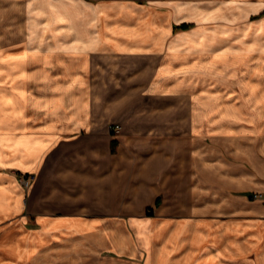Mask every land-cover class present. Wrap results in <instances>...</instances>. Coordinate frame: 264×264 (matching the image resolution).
Segmentation results:
<instances>
[{
	"label": "crops",
	"instance_id": "1",
	"mask_svg": "<svg viewBox=\"0 0 264 264\" xmlns=\"http://www.w3.org/2000/svg\"><path fill=\"white\" fill-rule=\"evenodd\" d=\"M22 1L25 37L0 54L21 61L0 88L22 92L0 148L24 141L0 158V264L8 247L25 264L38 248L42 264H264V134L199 83L240 42L239 0Z\"/></svg>",
	"mask_w": 264,
	"mask_h": 264
},
{
	"label": "rangeland",
	"instance_id": "2",
	"mask_svg": "<svg viewBox=\"0 0 264 264\" xmlns=\"http://www.w3.org/2000/svg\"><path fill=\"white\" fill-rule=\"evenodd\" d=\"M133 1H146V0H133ZM158 4L168 3V0H153ZM238 1V0H237ZM152 2V0H151ZM236 3V1H235ZM176 4H180L177 0ZM240 6L236 4L239 10V19L234 21L235 33H239V44L235 47H229L224 50L223 53H219L217 56H210V64L207 68V73L203 76L202 84L203 92L202 98L204 101L208 102V106H220L222 111H228L231 114L239 116L240 127L250 131V129L255 130L258 134H264V0H239ZM30 4H26L22 0H0V54L2 51H6L10 44L21 42L25 37L26 26H25V14L28 12ZM37 6V5H36ZM39 6V5H38ZM180 6V5H179ZM178 6V7H179ZM177 7V8H178ZM46 9H41L37 7L33 11V15H42L41 12L45 13ZM181 11V9H178ZM150 19L152 13L147 14ZM29 21V19L27 20ZM32 28L40 30L48 35V33H56V24H45L40 20H33ZM196 23H182L178 26V30L187 29L195 26ZM252 25V27H251ZM31 29V27H29ZM226 29L228 27H225ZM239 30L241 32H239ZM251 31V32H250ZM57 37V36H54ZM219 41V40H218ZM9 52L0 55V64L5 63L0 73L5 74L6 78L12 80L15 78L16 73H11L10 75V65L13 63H21L20 58H11L8 55ZM214 57V58H213ZM213 59V60H212ZM9 88V87H8ZM13 89L0 88V126L4 128H9L12 126L10 120H13L12 116H9V99L12 97L14 100L15 92L22 93L20 91V86H12ZM35 90V89H34ZM134 99H136L134 97ZM12 108V113H17L19 107L18 105ZM217 106V107H218ZM221 109V108H218ZM11 110V109H10ZM255 120L249 121V118ZM113 122V121H112ZM255 123V124H254ZM115 123L113 122L112 125ZM254 124V125H253ZM112 130V128H111ZM255 133V132H254ZM2 137L1 140H3ZM14 147L17 150H22L24 146L23 139H17L11 145L9 143L4 144L0 148V158L7 157L8 151L4 146ZM116 150V140H112V152ZM52 152V151H51ZM49 154V155H48ZM55 151L50 154L46 152L42 158L46 159L45 168L48 163L55 159ZM48 155V156H47ZM24 162V156H22ZM42 160V161H43ZM49 161V162H47ZM11 169L6 166L1 167V170ZM19 176H26V174L18 173V171L13 170ZM50 169H45L46 175H55V171L51 172ZM30 175H34V180H36L39 175V171ZM31 182V185L33 183ZM263 193H257L255 199H261ZM41 199H39L40 202ZM146 214H151L148 210ZM43 237L41 235H35L31 240L41 241ZM119 238V237H118ZM21 250V251H20ZM5 251L11 257L18 256L19 259L16 260L17 264H25L23 261L25 256V248H20L16 250V253H12L10 248H5ZM42 250L38 248V252L34 255L31 254L33 264L41 263ZM34 260L36 263H34ZM31 264V263H27Z\"/></svg>",
	"mask_w": 264,
	"mask_h": 264
},
{
	"label": "built area",
	"instance_id": "3",
	"mask_svg": "<svg viewBox=\"0 0 264 264\" xmlns=\"http://www.w3.org/2000/svg\"><path fill=\"white\" fill-rule=\"evenodd\" d=\"M110 128H112V130L114 131H118L119 130V126L114 124V125H110ZM34 175H26L22 178V181L25 185L29 186L30 183L34 180ZM252 198H256L257 197V193H254L252 196Z\"/></svg>",
	"mask_w": 264,
	"mask_h": 264
},
{
	"label": "bare ground",
	"instance_id": "4",
	"mask_svg": "<svg viewBox=\"0 0 264 264\" xmlns=\"http://www.w3.org/2000/svg\"><path fill=\"white\" fill-rule=\"evenodd\" d=\"M37 15V14H36ZM40 16V15H39ZM58 22V21H57ZM251 27H252V25H251ZM251 32V31H250Z\"/></svg>",
	"mask_w": 264,
	"mask_h": 264
}]
</instances>
